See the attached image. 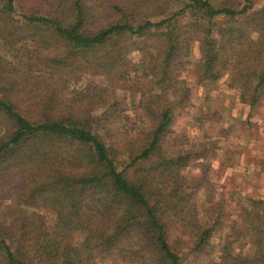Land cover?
I'll return each mask as SVG.
<instances>
[{"label":"trees","instance_id":"obj_1","mask_svg":"<svg viewBox=\"0 0 264 264\" xmlns=\"http://www.w3.org/2000/svg\"><path fill=\"white\" fill-rule=\"evenodd\" d=\"M119 1L113 0L110 21L96 23L86 3L102 0H0V199L17 180L21 205L37 209L0 214V264H101L106 259L111 264H183L167 239L166 211H195H187L185 196L178 195L181 184L171 175L183 159H165L160 149L172 119L170 107L145 108L152 123L139 132L143 137L136 150L126 141L136 152L119 170L115 129L121 125L112 127L105 119L95 123L78 108L57 104L55 96L40 90L46 81L29 74L34 67L46 76L47 71L54 75L96 61L108 74L124 64L121 78L149 71L164 85L184 42L172 21L191 9L197 17L192 25L200 34L202 76L214 82L229 68L242 102L254 105L264 95V8L254 10L256 0H242L241 6L237 0H188L169 16L162 8L167 1L139 0L154 3L151 16L156 19L144 21ZM215 18L225 21L218 26ZM153 36L155 41L147 42ZM100 50L98 59L90 57ZM134 51L141 58L127 70L125 57ZM4 58L16 67L6 74ZM18 67L26 68L23 76ZM166 87L154 98L164 95ZM100 114L106 117L110 111ZM153 156L161 160L142 176L127 175L131 165ZM174 197L178 202L173 203ZM246 203L244 236L251 247L241 256L225 239L216 264H264V197H250ZM42 208L53 214L50 225L39 213ZM211 211L202 221L195 215L182 221L192 228L196 251L219 230L221 214Z\"/></svg>","mask_w":264,"mask_h":264},{"label":"rangeland","instance_id":"obj_2","mask_svg":"<svg viewBox=\"0 0 264 264\" xmlns=\"http://www.w3.org/2000/svg\"><path fill=\"white\" fill-rule=\"evenodd\" d=\"M138 1L124 0L127 3L125 6L135 10L139 21L147 18L155 20L156 17L151 16L154 3L149 1L142 4ZM163 1H167L162 8L168 16L181 11L188 3V0ZM240 1L237 0L238 3ZM220 2L217 0L214 3ZM112 4L113 0L88 2L87 13L96 19V23H106L111 20L109 16L113 15ZM117 4H123V0ZM239 4L241 6L242 2ZM262 8L264 0H256L254 10ZM196 20L191 9H187L172 21L175 31L180 33L184 42L181 55L172 62L168 71L169 79H166L164 85L157 84L156 78L152 79L149 71L138 70L121 78L119 73L124 64L114 66L107 74L108 69L104 72L96 61L85 67L69 66L54 75L45 71L46 76H42L44 71L36 66L29 74L33 80L41 76L40 79L46 81L40 90L42 94L47 92L55 96L57 104L61 102L64 106L70 105L76 111L78 108L82 116L95 123L105 119L112 127L121 125L118 130L115 129V139L119 146L115 165L119 170L129 164L130 155L135 154L132 145L135 149V144L143 137L139 132L147 128L145 124L149 127L152 123L145 108L165 104L171 108L172 119L161 138L160 149L165 159H183L179 162L183 166L176 165L171 175L181 184L178 195L185 196V208L187 211H195L178 215L173 210L166 211L165 217L170 221L167 239L171 248L180 255L183 264H216L219 263L217 256L225 239L233 243L235 253L241 256L248 253L251 247L248 238L244 236L246 226L243 223V208L247 205V198L264 197V95L254 105L242 102L234 70L229 68L214 82L202 76L198 67L201 59L198 49L200 34L192 25ZM224 21L225 18L214 19L218 26ZM155 39L156 36L148 37L147 42ZM244 46L242 44L238 48ZM100 52L90 57L97 55L95 59H98ZM125 58L128 70L140 60L141 55L134 51ZM3 63V74L16 68L7 58L3 59ZM24 71L25 67L17 68L18 75L23 76ZM166 85L165 94L160 95L159 99L154 98L153 93H159L160 87ZM104 111H110L109 116L100 114ZM126 141H131L132 145H126ZM160 160V157L153 156L149 160L138 161L127 168L126 173L137 178ZM16 177L13 174V180ZM18 183L16 180L15 187L9 185L7 189L10 192L4 199H0V214L3 217L15 215L16 211H22L24 215L25 208L28 213L37 210L21 205L23 199ZM168 185L173 186L171 181ZM178 200V197H174L173 203ZM211 209L221 214L219 230L206 246L196 251L192 244V228L185 222L182 224V221L192 215L202 221L206 216L214 214ZM38 210L46 219V224L50 225L53 214L46 208ZM110 262L106 259L101 264Z\"/></svg>","mask_w":264,"mask_h":264}]
</instances>
